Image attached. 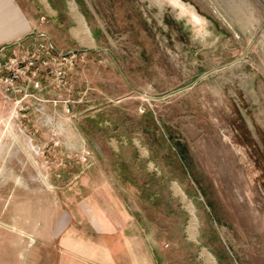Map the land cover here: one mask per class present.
<instances>
[{"label":"rangeland","instance_id":"374dc122","mask_svg":"<svg viewBox=\"0 0 264 264\" xmlns=\"http://www.w3.org/2000/svg\"><path fill=\"white\" fill-rule=\"evenodd\" d=\"M46 1L25 0L85 61L58 92L74 100L68 111L47 102L0 123V264H55L68 234L117 224L142 236L153 264H205L201 247L217 264H264L253 43L206 0Z\"/></svg>","mask_w":264,"mask_h":264},{"label":"crops","instance_id":"0c3cea01","mask_svg":"<svg viewBox=\"0 0 264 264\" xmlns=\"http://www.w3.org/2000/svg\"><path fill=\"white\" fill-rule=\"evenodd\" d=\"M40 34L47 36L52 45L60 51L76 48L55 42L48 32L42 29V25L33 16L30 4H26L25 0H0V46L18 43V48L33 47L37 41L45 39ZM1 57L4 56L0 54ZM30 89L46 98H55L52 97L55 95L60 98L63 95L58 92L67 88L54 89L51 78H43L38 85L32 84ZM11 105V99L0 89V123L7 118ZM38 117L40 119L41 116ZM92 234L94 236L85 232H74L65 236L62 251L55 264H153L152 256L144 250L140 234H129V231L121 229L119 224L117 228L110 230L95 229Z\"/></svg>","mask_w":264,"mask_h":264},{"label":"built area","instance_id":"2783aa9c","mask_svg":"<svg viewBox=\"0 0 264 264\" xmlns=\"http://www.w3.org/2000/svg\"><path fill=\"white\" fill-rule=\"evenodd\" d=\"M40 36L45 39L26 49L18 48V43L0 46V54L4 56L0 58V89L12 102L7 122L13 118L27 121L29 113H42L46 102L63 103L68 111L74 101L69 97L46 98L30 89L32 84L38 85L43 78H51L54 89L67 88L72 71L85 61L84 49L60 51L47 36ZM88 90L87 86L81 93L82 98Z\"/></svg>","mask_w":264,"mask_h":264},{"label":"water","instance_id":"95a60500","mask_svg":"<svg viewBox=\"0 0 264 264\" xmlns=\"http://www.w3.org/2000/svg\"><path fill=\"white\" fill-rule=\"evenodd\" d=\"M228 26L253 43L264 63V0H206Z\"/></svg>","mask_w":264,"mask_h":264},{"label":"bare ground","instance_id":"6f19581e","mask_svg":"<svg viewBox=\"0 0 264 264\" xmlns=\"http://www.w3.org/2000/svg\"><path fill=\"white\" fill-rule=\"evenodd\" d=\"M45 4H46V6H48V3H47L46 0H45ZM70 7H71L72 11L74 12V14H75V16H76V18L78 20L79 26H78V28L76 30L80 34L81 39L84 40L85 42L91 44V45H94V41L91 38L90 34L88 33V29H86L87 27L84 26L82 17L80 16L79 12L77 11V7H76V5H75V3L73 1H70ZM176 189L178 190V188H176ZM194 221L195 220H193V218L191 216V218H190V220L188 222V225L186 227V233H187L189 238H191V239L196 241L197 231H196V228H195V225H194ZM199 257L205 264H217V262L215 261L214 257L210 254V252H208V250L205 247H201V250L199 252Z\"/></svg>","mask_w":264,"mask_h":264}]
</instances>
